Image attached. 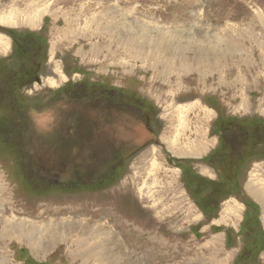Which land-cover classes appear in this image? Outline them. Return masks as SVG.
<instances>
[{"label":"rangeland","instance_id":"rangeland-1","mask_svg":"<svg viewBox=\"0 0 264 264\" xmlns=\"http://www.w3.org/2000/svg\"><path fill=\"white\" fill-rule=\"evenodd\" d=\"M10 30L39 31L48 59L19 88L25 115L3 121L0 100V230L37 232L0 235V264H264V160L233 171L226 192L224 148L221 170L177 150L205 121L264 117V0H0V62ZM95 90L134 115L97 120L83 128L92 153L70 151L62 128L94 113L69 97Z\"/></svg>","mask_w":264,"mask_h":264},{"label":"trees","instance_id":"trees-1","mask_svg":"<svg viewBox=\"0 0 264 264\" xmlns=\"http://www.w3.org/2000/svg\"><path fill=\"white\" fill-rule=\"evenodd\" d=\"M9 34L12 38V52L8 57L4 58L0 62V64H2V68H0V86L6 85L5 91L0 89V100L4 104L3 109L5 112L2 118L5 122L11 119V115H16L17 118L19 115H25L24 107L21 105L23 103L24 95L22 96L19 93V88L27 87L39 79L40 68L47 59L48 47L47 40L39 31L25 30L17 32L16 30H10ZM15 91H17L21 96H16ZM111 93L112 92L95 90L86 92L83 94V96L69 97L70 99L68 104L71 106L72 110L76 108L78 111L77 113H81V108H78L81 105L82 108L93 112L94 115L85 125L83 120L84 117L81 118L79 116H75V114L73 116L75 119L68 123L67 126L62 128L61 132L62 136H64L63 138L66 140L64 141L67 149L69 148L70 151H79L85 147V149H89V151L92 153V150L94 149V147L92 149L93 144L99 142L97 140L96 134H93V131H90L89 129H87L88 131H84L83 128L88 127L94 130L97 125V120H100L103 123H112L114 120L123 122L125 118L127 119L128 117H131V115H134L135 111L133 112L132 110H125H129L131 108L129 99L121 95L119 97H109ZM107 94L108 96H106ZM13 103L16 104L18 109V112L16 113L11 111L13 108L11 104ZM150 105L151 107L153 106L152 104ZM230 119L231 120H229V122H226L228 124L222 122L223 120L216 122V131L219 134L220 140L218 143L219 147L215 148L207 157L203 159L205 163L219 170L220 168L216 162L214 164L212 160L217 154L224 151L222 150L223 148L225 149L224 152H226L228 162H226L227 164L225 165L226 170H223L226 174L223 175L225 182H223L221 185L226 188V192L229 191V188L234 187L232 184H228V180L230 179L229 176H233V171L236 169L241 171L242 164H245L244 172H246L249 163L252 160L258 158L264 159V118L258 119L260 123H246L251 127L250 129H244V126L241 124L242 120H239V118H234L237 119L236 121L233 120V118ZM146 121L147 120H144L145 125ZM230 126H232L231 130ZM143 127L145 128V126ZM259 127H262L261 133L259 132ZM249 136L254 137V142L257 140L258 143L252 147L253 150H250L252 148L247 150V137ZM22 139L24 140L22 135L17 136L16 141L19 140V142H17L19 146L21 144L20 140ZM75 142L77 143L76 146L71 147V145ZM14 144H12L10 147L13 148ZM259 144L263 147L261 148L260 152L257 151L260 148ZM120 151L123 150L121 149ZM115 168L116 165L114 164L112 165V169L109 171H113ZM220 183L221 182H216V192ZM227 184L229 186H227Z\"/></svg>","mask_w":264,"mask_h":264},{"label":"crops","instance_id":"crops-1","mask_svg":"<svg viewBox=\"0 0 264 264\" xmlns=\"http://www.w3.org/2000/svg\"><path fill=\"white\" fill-rule=\"evenodd\" d=\"M183 104H185V103L182 102L180 105H183ZM211 112H214L213 109L207 108V112H205L204 114L206 116H208L209 114H211ZM212 123L210 124L209 122L205 121V123H203V126H205V129H206V132L205 131L203 132V134H206L205 137L203 139L202 138H197L196 140L192 139L191 142H187L183 146H179L177 148V150H179V153H182L184 156H187V158H195L194 156H200L202 158L210 150L215 148V146L218 143V138L215 135V131L213 130ZM181 124L183 126L180 127V129L187 126V125L185 126V123H183V122H181ZM171 140L176 142V143L178 141V140H173V139H171ZM176 143H170V144L174 145ZM200 157H196V158H200ZM205 171L207 172V175H206L207 177L213 178L212 174L210 172H208V170L205 169Z\"/></svg>","mask_w":264,"mask_h":264},{"label":"bare ground","instance_id":"bare-ground-1","mask_svg":"<svg viewBox=\"0 0 264 264\" xmlns=\"http://www.w3.org/2000/svg\"><path fill=\"white\" fill-rule=\"evenodd\" d=\"M67 5V4H66ZM12 9H9V11H11ZM8 11V12H9ZM34 13V12H33ZM33 13H30V14H33ZM13 14H19V11H17V12H13L10 16H13ZM14 17V16H13ZM38 16L35 14V15H30L29 16V21H30V23H32V24H35L36 23V21H37V18ZM4 19V18H3ZM14 21V23L17 21L15 18H12L11 20H9V19H7L6 21ZM5 21V22H6ZM2 44L5 46V42L4 41H2ZM134 47V46H133ZM129 56V55H128ZM163 193V192H162ZM162 201V200H161ZM11 224H9V225H11V227L10 228H8L9 227V225L6 223V224H4L3 226H1L2 228H1V230H0V235H11V236H15V237H17V238H21V240L22 239H25V240H28V239H31V238H33L34 239V237H36L35 236V234L37 233L36 231H34L33 230V228H31V227H25V226H21V224L20 223H18V222H10ZM13 224V225H12ZM43 227H41V229H42ZM36 230V229H35ZM45 230H46V228H45ZM49 230V229H48ZM8 231H10L9 233H7ZM42 231V230H41ZM40 231V232H41ZM44 231V230H43ZM42 231V232H43ZM47 233V232H46ZM46 237V236H45ZM29 241V240H28ZM23 242V241H22ZM38 245V244H37ZM5 254V253H4ZM6 256V255H5Z\"/></svg>","mask_w":264,"mask_h":264}]
</instances>
